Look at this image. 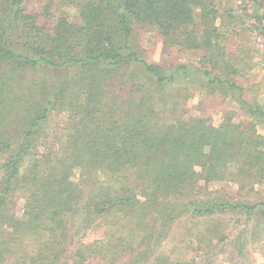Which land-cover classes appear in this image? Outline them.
Instances as JSON below:
<instances>
[{"label":"trees","instance_id":"obj_1","mask_svg":"<svg viewBox=\"0 0 264 264\" xmlns=\"http://www.w3.org/2000/svg\"><path fill=\"white\" fill-rule=\"evenodd\" d=\"M220 1L46 0L48 23L29 0H0V264H84L128 251L125 264H203L220 245L201 262L160 251L185 217L264 221V108L246 99L224 31L226 17L247 12L254 25L245 27L264 32V0ZM144 32L205 53L206 65L151 63ZM197 93L231 97L250 118L231 111L216 125L192 115ZM225 181L249 199L207 195ZM114 211L125 233L83 243ZM229 245L245 256L243 241Z\"/></svg>","mask_w":264,"mask_h":264},{"label":"rangeland","instance_id":"obj_2","mask_svg":"<svg viewBox=\"0 0 264 264\" xmlns=\"http://www.w3.org/2000/svg\"><path fill=\"white\" fill-rule=\"evenodd\" d=\"M240 1L221 0L219 4L230 9L236 8V5L240 6ZM46 6V0H29L28 2L29 11L44 16L42 18L44 21L49 20V17L44 14ZM54 6L59 7L58 4ZM237 15L234 14V17L225 19L227 26L224 31L228 33L229 45L227 47H230L228 58L239 71L235 77L239 85L244 88L246 99L256 101L264 108V32H254L251 27L247 26L253 24L245 17L248 15L247 12H239ZM245 24H247L246 27ZM138 39L151 63L163 66L193 64L204 67L206 65V61L203 60L205 53H183L176 48H169L157 34L140 33ZM189 107L192 115L210 118L216 125L220 123L225 114L231 111L236 112L239 118H250L245 116L246 114L238 107L235 100L218 93L213 95L197 93ZM259 128L264 132V124H259ZM222 188L225 189L224 192L220 191ZM208 191L207 195L211 193L217 196L227 195L231 196L232 200L238 199V196L242 200L250 197L248 190L237 193L235 185L229 181L223 184H212ZM14 202L17 204V213L21 215L23 200L18 196ZM123 217L124 215L117 211L108 214L102 223L93 225L88 234L82 238V242L89 244L95 240L104 239L106 234H112L113 231L117 234L125 233L126 223ZM108 240L113 243L117 241L116 238H108ZM166 241L160 251L176 261H191L196 257L197 261L201 262L199 255H207L209 250L207 246L220 245L222 248L218 250V256L212 257L213 264H264V221L258 220L255 216L248 221L244 215L233 212H223L208 217L188 216L175 225ZM232 241L245 243L244 257L234 256L233 250L229 247ZM139 242L132 241L134 245ZM197 245H205L207 248L201 249L200 246L197 248ZM130 252H126L125 255L121 254L119 260L103 255L91 257L84 264H125L129 257L135 256ZM212 261L203 264H211Z\"/></svg>","mask_w":264,"mask_h":264},{"label":"built area","instance_id":"obj_3","mask_svg":"<svg viewBox=\"0 0 264 264\" xmlns=\"http://www.w3.org/2000/svg\"><path fill=\"white\" fill-rule=\"evenodd\" d=\"M86 264H90V263H86Z\"/></svg>","mask_w":264,"mask_h":264}]
</instances>
